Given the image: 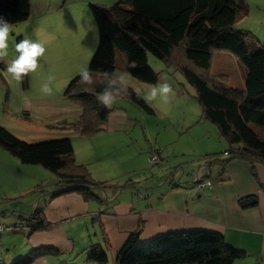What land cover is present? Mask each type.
I'll return each mask as SVG.
<instances>
[{
	"label": "trees",
	"instance_id": "1",
	"mask_svg": "<svg viewBox=\"0 0 264 264\" xmlns=\"http://www.w3.org/2000/svg\"><path fill=\"white\" fill-rule=\"evenodd\" d=\"M91 9L99 31L89 65L93 83H81L78 74L65 88V95L82 109L73 123L74 131L93 137L106 130L112 108L102 105L97 96L110 80L115 81L120 94L154 112L133 86L114 77L119 68L144 83L157 84L158 74L149 64L151 53L182 70L196 90L203 116L218 127L227 142L228 149L206 154L209 167L223 168L231 160L242 158L250 162L256 175L257 164L264 162V45L249 41L247 33L234 27L249 10L246 0H118L109 7L91 4ZM30 14V0H0V17L11 24L28 19ZM216 50L229 51L243 63L241 85H231L228 73L212 72ZM0 146L21 162L41 165L66 182L54 195L78 191L86 199L100 200L93 189L107 185L92 177L87 164L76 161L71 136L28 142L0 123ZM257 198L253 193L243 196L240 204L254 206ZM19 225L37 230L50 223L37 206L31 215L21 216L18 224L8 227ZM140 230L129 234L115 264H231L247 254L214 230L172 231L139 243ZM48 254L58 255L59 250L34 247L9 264H32ZM108 263L105 247L99 243L90 246L86 264Z\"/></svg>",
	"mask_w": 264,
	"mask_h": 264
},
{
	"label": "crops",
	"instance_id": "2",
	"mask_svg": "<svg viewBox=\"0 0 264 264\" xmlns=\"http://www.w3.org/2000/svg\"><path fill=\"white\" fill-rule=\"evenodd\" d=\"M127 83L136 88L133 82ZM81 113L82 109L78 104L64 102L62 107L51 115L54 121L60 122L61 132L78 138L77 142L74 140L77 161L87 164L92 177L96 181L107 182L108 186L93 189L100 200L86 199L78 191L54 195L53 193L59 188L45 185L48 179L57 186L66 183L55 177L54 173V175L46 173L47 175L37 178L33 172L35 180L30 178L24 181V178H21L17 194L32 195L27 205L30 209L38 206L50 226L32 230L30 226L19 225L14 229L8 225L18 224L19 219L17 220L16 217L9 219L10 224L0 220V226H6L0 231V264H9L16 257L27 255L32 248L38 246L55 247L59 250V254L41 256L32 264H86L88 249L97 243L107 249L109 258L115 263L117 252L129 234L139 227L141 228L139 243L172 231L190 229L218 231L228 242L247 251L243 259L231 264H262L261 262L264 261V162L257 164V174L254 175L248 160L235 158L223 168L219 166L215 177L211 176L213 168L218 165L209 167L205 162L206 154L223 151L228 144L221 137L218 127L214 129L213 125H206L204 123L206 118L201 115L198 121L195 118L189 124L185 123L182 129L185 131L190 127L197 128L201 123L205 124L208 132L204 134V140L211 142L214 138L219 146L216 151L214 150L216 148L211 147L209 143L196 150L195 154L198 156L194 157L200 163L197 172L192 173L193 176L187 167L184 168L189 164V159L179 158V163L167 161V165L177 166L163 168L165 172L153 167L146 168V171L135 169L125 176L129 177L130 182L121 187L119 178L113 176L114 170L111 166L114 162L104 163V157L119 143V124L125 125L128 122L126 113L119 111L115 113V117H111V111L109 120L111 118L112 125L107 124L104 133L101 132L102 140L96 149L92 147L91 142L101 136V133L93 137H84L73 129V123ZM200 130L198 129V132ZM214 130L215 136H213ZM219 136L225 143L219 139ZM77 143L79 146L85 144V148L89 149L87 154L92 160H89L86 153L77 154ZM103 143L105 146L102 147ZM220 145L225 148L220 150ZM159 146L164 149L165 144ZM21 163L20 167L24 171H39V165ZM169 169L171 171L167 172L166 170ZM194 174L195 177L198 174L210 179L213 186L197 188L194 184ZM169 175L172 176V181L165 180ZM252 193L258 196L257 204L242 207L240 198ZM16 229L23 230L15 232Z\"/></svg>",
	"mask_w": 264,
	"mask_h": 264
},
{
	"label": "rangeland",
	"instance_id": "3",
	"mask_svg": "<svg viewBox=\"0 0 264 264\" xmlns=\"http://www.w3.org/2000/svg\"><path fill=\"white\" fill-rule=\"evenodd\" d=\"M30 1V17L24 21L12 23L14 31L9 39L8 55L0 56V123L23 140L38 142L70 135L61 132L60 122L54 121L51 114L58 111L64 102L75 103L65 95V88L82 68H89L92 55L98 46L99 31L91 4L109 7L118 0ZM246 3L249 7L247 14L241 15L234 27L247 33L249 41H259L264 45V0H246ZM28 36L38 37L44 41L46 53L41 58L37 72L29 73L21 81H16L11 78L10 74H7L6 67L16 55L14 43H18ZM148 58L149 64L158 74V82L161 84L166 81L171 83L173 92L168 103H163L159 98L148 102L154 112L146 111L123 93L117 96L116 102L111 105V117H115V113L123 111L128 119L125 125L119 124V143L104 157V163L114 162L111 166L114 170L113 176L119 178L121 187L130 182L129 177H125L126 174L132 173L135 169H137L136 171H146V168L153 167L154 169L160 168L162 172H165L163 168L177 166L167 165V161L179 163V158L189 159V164L184 168L187 167L193 176L192 173L197 172L200 163L194 157L198 156L195 154L196 150H200V146L209 143H211V147L216 148L214 149L216 151L219 146L214 138L211 142L204 140L203 136L208 132L205 124L201 123L197 125V128L196 126L190 127L185 131L182 129L185 123L189 124L195 118L198 121L199 116L203 115V108L197 99L196 90L186 80L182 70L175 63H168L151 53L148 54ZM243 67V63L231 52L216 50L212 72L216 74L228 73V82L231 85L243 83ZM49 76L52 77V93L45 94L41 92V87L45 82H48ZM114 77L118 79L122 77L128 86L130 83L127 82L136 84L135 90L143 97L157 85L144 83L119 68ZM109 121L108 125L111 126V118ZM204 121L206 125H213L216 129L217 126L209 120L205 119ZM198 129H201L200 132ZM102 133L97 139L92 140L91 144L94 149L99 147ZM215 134L214 130L213 136ZM71 136L73 142L74 140L78 141L76 136ZM209 136L211 135L209 134ZM219 139H221L220 136ZM221 141L223 140L221 139ZM162 144H165L164 149L159 146ZM76 146L77 154L86 153L89 160H92L87 154L89 149L85 148V144L79 146L77 143ZM101 146H105V143ZM226 147V149L229 148L228 145ZM223 148L225 147L220 145V150ZM155 152L159 154L158 164H154L151 160V156ZM21 164L17 157L0 146V220H4L8 224H10L9 219L16 217L18 220L21 216L31 215L35 210L30 209L27 205L32 195L17 194L20 179L24 178L26 181L32 178L35 180L34 174L37 178L47 175L46 173L54 175L41 165L38 166L39 171H24L20 167ZM193 165L195 167H192ZM218 169L219 166H215L210 175L215 177L218 174ZM166 171L170 172L171 170ZM196 176L205 179L198 174ZM45 185L59 188L50 179ZM97 191L100 193L99 189ZM22 230L16 229L15 232ZM20 240L23 241L22 238ZM261 263L264 264V261ZM108 264L115 263L109 258Z\"/></svg>",
	"mask_w": 264,
	"mask_h": 264
},
{
	"label": "clouds",
	"instance_id": "4",
	"mask_svg": "<svg viewBox=\"0 0 264 264\" xmlns=\"http://www.w3.org/2000/svg\"><path fill=\"white\" fill-rule=\"evenodd\" d=\"M14 31L13 24L0 17V56L8 55L9 39ZM16 55L6 67L7 74L16 81H21L29 73L37 72L40 67L41 58L45 56V42L38 37H25L18 43H14ZM80 82L91 85L93 83V70L90 68H82L79 72ZM52 77H48V82H45L41 87V92L45 94L52 93L51 86ZM120 82L124 83L123 78ZM120 88L116 86L115 81L110 80L108 84L97 96L98 101L105 107H111L116 102V97L120 95ZM173 92V86L169 82L159 83L154 86L144 99L146 102H151L159 98L163 103H168L170 95ZM64 185V184H63ZM62 185V186H63Z\"/></svg>",
	"mask_w": 264,
	"mask_h": 264
},
{
	"label": "built area",
	"instance_id": "5",
	"mask_svg": "<svg viewBox=\"0 0 264 264\" xmlns=\"http://www.w3.org/2000/svg\"><path fill=\"white\" fill-rule=\"evenodd\" d=\"M151 160L154 164H158L159 162V154L157 152H155L152 156H151ZM194 184L196 185L197 188H204V187H212L213 183L210 179L205 178V179H200L198 176L195 177L194 179ZM64 187V185L62 186ZM4 228H6V226H0V231H2Z\"/></svg>",
	"mask_w": 264,
	"mask_h": 264
},
{
	"label": "water",
	"instance_id": "6",
	"mask_svg": "<svg viewBox=\"0 0 264 264\" xmlns=\"http://www.w3.org/2000/svg\"><path fill=\"white\" fill-rule=\"evenodd\" d=\"M166 181L168 180V181H172L173 180V178H172V176L171 175H169V176H167L166 177V179H165ZM64 183H61V185L59 186V188H61L62 187V185H63Z\"/></svg>",
	"mask_w": 264,
	"mask_h": 264
}]
</instances>
